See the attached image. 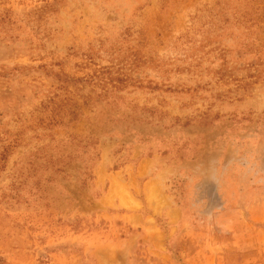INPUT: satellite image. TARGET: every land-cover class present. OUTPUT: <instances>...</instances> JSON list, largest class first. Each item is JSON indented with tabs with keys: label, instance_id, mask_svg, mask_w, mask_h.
I'll use <instances>...</instances> for the list:
<instances>
[{
	"label": "rangeland",
	"instance_id": "obj_1",
	"mask_svg": "<svg viewBox=\"0 0 264 264\" xmlns=\"http://www.w3.org/2000/svg\"><path fill=\"white\" fill-rule=\"evenodd\" d=\"M166 241L264 264V0H0V264Z\"/></svg>",
	"mask_w": 264,
	"mask_h": 264
},
{
	"label": "crops",
	"instance_id": "obj_2",
	"mask_svg": "<svg viewBox=\"0 0 264 264\" xmlns=\"http://www.w3.org/2000/svg\"><path fill=\"white\" fill-rule=\"evenodd\" d=\"M121 213H125L127 215H131L133 220H137L138 217L136 215H138V211L137 210H119ZM176 211L173 208H170L168 210L165 211L166 214H174ZM170 220V218H169ZM168 221V219H167ZM168 230H170L169 228H167ZM167 230V231H168ZM139 233L136 229H128V238H133L135 236V234ZM124 239V238H123ZM149 246H154L153 242H149L148 241ZM166 246L167 247H172L171 250L169 251V254H167V258H169V264H183L185 262V258H183V256H179L177 254H175L174 251H172L173 249H175V246H177L178 244L182 247V246H187L188 247V251H187V256L188 258H190V253L189 250H191L192 246H197L200 243H198V241H166ZM193 249V248H192ZM194 254V252L192 253ZM191 254V255H192Z\"/></svg>",
	"mask_w": 264,
	"mask_h": 264
}]
</instances>
